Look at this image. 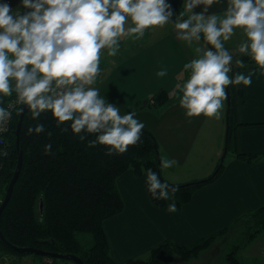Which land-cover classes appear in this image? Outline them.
Listing matches in <instances>:
<instances>
[{
  "label": "clouds",
  "instance_id": "obj_1",
  "mask_svg": "<svg viewBox=\"0 0 264 264\" xmlns=\"http://www.w3.org/2000/svg\"><path fill=\"white\" fill-rule=\"evenodd\" d=\"M219 2L185 0L184 11L174 21L167 0H21L16 11L0 3V105L15 94L14 103L0 106V131L6 130L12 109L23 105L32 119L48 111L58 127L70 122L81 141L86 139L81 133L94 134L89 147L103 145L109 156L125 153L140 141L145 125L134 112L121 115L120 108L94 87L101 75V58L105 51L116 56L122 39L140 40L146 32L169 23L179 40L204 42L195 49L197 57L183 65L190 73L186 82L175 85L173 94L182 93L180 107L189 118L221 119L226 90L252 84L251 75H229L233 56L225 42L240 31L245 39L238 52L264 70V0H227L223 15L207 14ZM198 6H203L200 13L194 11ZM236 66L245 64L238 59ZM167 74L162 68L156 76ZM44 131L43 124L28 128L29 135ZM51 151V143L45 145V154ZM177 163L161 157L160 167ZM146 183L154 199L168 200L170 187L173 195L179 190L161 182L152 169L146 171ZM167 211L176 212V204H169Z\"/></svg>",
  "mask_w": 264,
  "mask_h": 264
},
{
  "label": "crops",
  "instance_id": "obj_2",
  "mask_svg": "<svg viewBox=\"0 0 264 264\" xmlns=\"http://www.w3.org/2000/svg\"><path fill=\"white\" fill-rule=\"evenodd\" d=\"M9 1L14 10L20 6L21 0ZM178 3L184 11L185 0ZM173 7L174 21L178 14L175 5ZM226 8L227 0H220L207 14L223 15ZM202 10L203 6L194 9L196 13ZM243 39V34L237 31L225 42L226 49H238ZM203 43L202 40L191 44L179 40L172 23L146 32L140 40L124 38L116 56L109 57L105 51L100 63L101 75L94 85L101 96L120 108L121 115L136 114L144 129L155 137L160 159L178 161L171 168L162 170L160 167L162 176L172 183L201 179L212 173L222 151L227 98L219 120L203 115L186 117L179 105L180 99L160 110L154 107L134 110V107L158 89L172 93L176 84L186 82L190 73L183 70V65L197 57L195 49ZM162 68H166L168 74L158 78L156 73ZM237 73L251 75L252 84L235 85L241 93L235 110L234 149L226 153L223 169L215 180L196 190L187 203L170 213L167 207L175 203L171 193L165 206H155L147 192L145 174L136 176L132 170H127L116 179L123 210L103 222L114 261L121 263L144 257L165 240L189 244L227 227L239 215L264 204V160L247 161L236 156V152L264 156V70L257 66L239 68L233 71V77ZM263 241L264 232L252 241L258 242V246L263 244L262 248L249 251L250 245L244 247L237 252L239 258L251 262L263 258ZM0 264L46 263L30 255L11 254L8 258L0 256Z\"/></svg>",
  "mask_w": 264,
  "mask_h": 264
},
{
  "label": "trees",
  "instance_id": "obj_3",
  "mask_svg": "<svg viewBox=\"0 0 264 264\" xmlns=\"http://www.w3.org/2000/svg\"><path fill=\"white\" fill-rule=\"evenodd\" d=\"M173 3L178 15L183 12L177 0H173ZM238 59L244 62V68L256 67L248 55H240ZM232 73L233 71L229 75L233 76ZM227 93L226 115L229 134L226 153L234 149L235 110L241 91L240 88L232 85L227 89ZM181 95L182 93L178 91L173 94L158 89L140 100L134 110L149 107L160 110L178 101ZM6 99L8 98H4V101ZM21 106L13 112L7 135V156L3 158L0 168V203L16 165L14 130ZM37 124H43L45 131L29 135L28 128ZM48 133H51V136ZM81 135H86L84 141L73 134L70 122L58 127L51 112L46 111L38 119H32L30 110L25 109L19 131L22 165L10 198L0 214V230L8 242L19 247L75 255L83 264H170L176 254L182 258L194 256L216 239L226 236L228 240L231 237L228 233H235V238L229 239L232 246L226 254L227 262L222 264H250L243 262L237 256V252L264 231V204L253 211L239 215L227 227L189 244L180 245L165 240L152 247L144 257L131 258L121 263L114 261L109 253L103 222L123 210V201L116 186V179L122 173L132 170L136 176H140L146 175L147 169H152L158 174L161 182L178 186L179 190L174 195L171 187L169 192L174 198L176 207L180 208L191 199L196 190L217 178L223 169V160H218L212 173L204 178L172 183L161 175L158 145L150 131L143 129L140 141L135 146H129L123 154L111 156L106 155L108 149L103 145L88 146L89 141L96 139L94 134L81 133ZM49 143L52 145V151L51 154L46 155L45 145ZM236 156L247 161L264 160V156L240 152H236ZM146 188L155 206H165L166 200L152 197L147 183ZM40 200L43 202L42 212L39 209ZM9 253L17 256L31 254L38 260L51 259L54 264L57 261L76 264L66 259L18 252L0 238V256Z\"/></svg>",
  "mask_w": 264,
  "mask_h": 264
},
{
  "label": "rangeland",
  "instance_id": "obj_4",
  "mask_svg": "<svg viewBox=\"0 0 264 264\" xmlns=\"http://www.w3.org/2000/svg\"><path fill=\"white\" fill-rule=\"evenodd\" d=\"M167 2L171 5L172 10L174 11V13L176 15L175 8L173 7L174 6L173 0H167ZM21 11H23V10H21ZM228 51L233 56L232 71H235L237 69L236 60H237L238 56H240L241 54L238 52V49H233V50H228ZM224 122H225V117H224ZM221 140H222L221 141L222 151L219 154V159H220V157L222 155V152H223L224 135L222 136ZM228 153H230V151ZM160 172H161V169H160ZM182 183H184V182H182ZM228 235L231 236V237L228 238V240H227L226 236L220 237V238L216 239V241H214L206 249H203V250L197 252V254H195L194 256H190L188 258H184V257L182 258L180 255L176 254V255H174V257L172 259V262L170 264H222V263H226L227 262L226 254L231 250V246H232V244H230L229 239H231V240L234 239L235 238V233H228ZM263 243H264V241H263ZM262 245L263 244L258 246V242L256 244H254L251 241L247 246H249V251H250V248L252 250L253 249H259ZM247 246H245V247H247ZM252 253H253V251H252ZM252 253H251V255H252ZM4 255L7 256V258H8V255H11V254L9 253V254H4ZM30 256H32V255L30 254ZM237 256H238V254H237ZM241 260L243 262H245V263L248 262L250 264H264V255H263V258H259L258 260L252 261V262H251V260L250 261H248V260L244 261V259H241Z\"/></svg>",
  "mask_w": 264,
  "mask_h": 264
},
{
  "label": "water",
  "instance_id": "obj_5",
  "mask_svg": "<svg viewBox=\"0 0 264 264\" xmlns=\"http://www.w3.org/2000/svg\"><path fill=\"white\" fill-rule=\"evenodd\" d=\"M227 91V90H226ZM227 104H228V93H227ZM27 108V106H21L18 112V119L16 122V126H15V130H14V135H15V149L17 151V160H16V165L14 168V171L12 173L11 179L7 185L6 191H5V195L3 200L0 203V214L3 210V208L5 207L7 201L10 198L12 189H13V185L16 182V179L19 175L20 169H21V165H22V151L19 149V131H20V126H21V122H22V118H23V114L25 109ZM228 134H229V125H228V117L226 115L225 118V134H224V147H223V152L222 155L220 157V161H222L226 155V142L228 139ZM155 148L156 144H155ZM160 157L158 158V163H159V167H160ZM221 165V164H219ZM39 209L40 212H42L43 209V202L42 200H40L39 202ZM0 238L11 248H13L14 250L18 251V252H27V253H33V254H38L41 256H47V257H52V258H58V259H66V260H70L75 262L76 264H83L82 260L80 258H78L75 255H63V254H59V253H55V252H48V251H42L39 249H35L32 247H19L16 245L11 244L10 242H8L4 236L2 235V232L0 230Z\"/></svg>",
  "mask_w": 264,
  "mask_h": 264
},
{
  "label": "built area",
  "instance_id": "obj_6",
  "mask_svg": "<svg viewBox=\"0 0 264 264\" xmlns=\"http://www.w3.org/2000/svg\"><path fill=\"white\" fill-rule=\"evenodd\" d=\"M8 3L11 5L13 11H16L14 10L12 4L10 3L9 0H0V3ZM21 11V10H20ZM24 11V10H23ZM21 11V12H23ZM14 99H15V94H13V97H9L8 99H6L3 103V105H0V106H4V107H7L9 103H14ZM20 105H17L15 106L13 109H12V115H13V112L19 107ZM11 120H12V116H11V119L8 121L7 125L5 126L6 127V130H3V131H0V168L2 167V160L4 157L7 156V154L5 155V152L7 153V146H8V143H7V135L10 131V124H11ZM46 264H54V262L51 260V259H44L43 260ZM56 264H66L62 261H57Z\"/></svg>",
  "mask_w": 264,
  "mask_h": 264
}]
</instances>
